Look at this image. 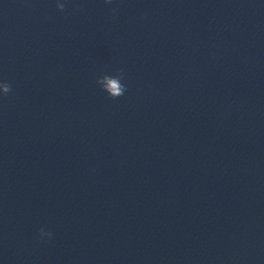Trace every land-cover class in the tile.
Listing matches in <instances>:
<instances>
[{
  "label": "water",
  "instance_id": "water-1",
  "mask_svg": "<svg viewBox=\"0 0 264 264\" xmlns=\"http://www.w3.org/2000/svg\"><path fill=\"white\" fill-rule=\"evenodd\" d=\"M0 79L2 264H264V0H0Z\"/></svg>",
  "mask_w": 264,
  "mask_h": 264
},
{
  "label": "clouds",
  "instance_id": "clouds-1",
  "mask_svg": "<svg viewBox=\"0 0 264 264\" xmlns=\"http://www.w3.org/2000/svg\"><path fill=\"white\" fill-rule=\"evenodd\" d=\"M105 2L107 4H111L112 0H105ZM65 3H66V0H55L56 8L61 12L65 8ZM115 14L116 13H113V15ZM105 82L106 83L108 82L107 77L105 78ZM106 90L109 92V95H111L113 99H117L121 96H124L125 91H126L123 88L118 90L116 83H112L111 88L106 89ZM11 91H12L11 85L6 80L0 79V98L8 96L11 93ZM53 235H54L53 232L47 230L44 227H41L38 230V237L41 241H49L53 239ZM0 264H2V262H0Z\"/></svg>",
  "mask_w": 264,
  "mask_h": 264
}]
</instances>
